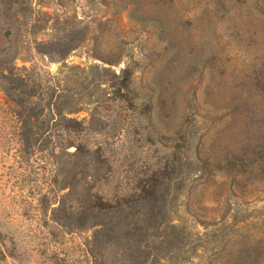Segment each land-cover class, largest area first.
<instances>
[{"label": "rangeland", "instance_id": "rangeland-1", "mask_svg": "<svg viewBox=\"0 0 264 264\" xmlns=\"http://www.w3.org/2000/svg\"><path fill=\"white\" fill-rule=\"evenodd\" d=\"M27 4V18L12 28L0 16V56L16 49L13 65L34 68V78L50 86L44 101L51 94L53 103L72 101L76 111H56L80 127L47 138L43 122L52 114L45 108L27 149L20 109L0 88V264H132V255L147 256L133 264H220L235 259L242 235L262 244L255 264H264V0ZM87 28L86 40L63 60L39 54L58 51L71 39L65 34L81 39ZM126 64L131 91L121 98L102 69L117 73ZM95 68L100 75H91ZM153 185L173 225L193 239L211 237L190 241L189 263L154 248L147 222ZM141 189L137 224L90 208ZM110 219L122 239L95 245L98 224ZM232 222L238 227L222 236ZM135 224L148 229L149 249L136 252L126 239Z\"/></svg>", "mask_w": 264, "mask_h": 264}, {"label": "trees", "instance_id": "trees-1", "mask_svg": "<svg viewBox=\"0 0 264 264\" xmlns=\"http://www.w3.org/2000/svg\"><path fill=\"white\" fill-rule=\"evenodd\" d=\"M27 3L28 0H0V16L5 20L4 22L8 23L12 28V26H14L15 24L13 20H16V18L18 19L19 17H22L23 19L27 18ZM127 8H129V5L123 7L122 10H127ZM129 13H131V11L128 12V14ZM42 15L49 19L51 18V16L47 13H44ZM130 20L132 19L130 18ZM35 21L36 20L32 22ZM89 32L90 31L88 28L84 29V34L82 36L83 39H78L77 36L72 38L69 35L65 34V37H69L71 39H69L68 42L64 44H61L58 51H39L38 48V52L39 54L46 55L48 57H51L55 54L60 58L59 60H63L68 53L79 47L84 42V40H86L85 38L87 37V34ZM38 46H40L41 48L44 47V50H47L46 43H40L38 44ZM11 47L16 48V46ZM16 55L17 50L15 49V51H10L0 56V88L6 96L7 101L13 104L16 108L20 109L17 116L21 125L19 138L22 141V144H24L27 149L31 148L34 138L38 135L34 122L38 119L40 113H42L45 108H47V110L50 111L49 113L52 114L50 119H47L43 122L44 128L42 130H44V135H46L47 138H49V136H52L53 131L56 129H61L66 133L76 132L80 127V123L76 119L67 118L59 113L60 111L64 110L63 108H66L65 110L67 112L76 111V109H73L72 107L74 103L67 99H60L59 101L53 103V100L51 99L52 94L50 95V99L44 101L42 95L44 94V92H46L47 89H49L50 86L44 88V83L40 80V78H34V75H36L34 68L30 70L26 68H16L13 65V61L15 60ZM117 63L118 61H109V63L107 64L116 65ZM66 69H68L67 71L70 73H75L74 76L84 77V81L87 79V75H85L82 71L79 72L78 67H70ZM95 69V73H92L91 75H100L101 72H99L97 68ZM90 71H93V69ZM102 71L104 73V76L109 74V77L111 78L108 81L111 82L109 84V88H111L112 91L111 93L114 95H119L121 98L127 97L128 93L131 91V79L133 75L131 67L126 64L117 73L114 71H109L105 68H103ZM96 82L98 84L101 81L97 80ZM126 100L127 99H124V101ZM41 103L43 105H40ZM52 108L55 109L53 110ZM56 110H58L59 112ZM53 120L55 121L53 122ZM66 145L70 144L67 143ZM60 149L64 151L66 148L62 147ZM56 154L57 153H55V150L53 151L50 149L47 151V155L50 158L56 156ZM150 181L155 182L156 176H154L153 180L151 179ZM151 189L153 190V194L151 195L152 198L150 199L152 201V215L150 217H147V222L151 224V229L155 230L156 232V235H153V238L155 240H158V245L154 246V248L160 252H162L163 250H167V252L172 250L173 253L176 254L177 258H181V262L189 263L187 261L188 257L186 253L188 251L186 247L191 245L192 243H195L196 240H206L210 239L211 237L207 234H201L200 236L194 235L196 239H193L192 235L188 233L185 228L179 225H173L172 222L168 220L164 215L166 206L163 200V196H157V193H155L157 187L155 185H153ZM144 192L145 191H143V189H141L140 191H133V193L129 195L116 197L114 204L97 203L90 208L93 211L103 215V217H117L123 220H127L130 218L137 224V221H135L134 218V209L137 203H141V201L145 200V197L143 196ZM136 224L131 228L132 232H126L125 237L126 239H131L135 244L136 252L142 249L147 250L151 247L146 239L148 229L146 230L145 228L136 226ZM98 226L99 229L95 232L96 236L93 237L95 245L100 246L103 241L104 243H107L118 236L117 232L119 228L118 226L113 227L111 219L106 224L99 223ZM223 226H225V223L223 224ZM234 227H238V225L234 224L233 222L228 225L226 224L225 230L221 235L223 236L225 234V231ZM251 237L252 236L242 235L240 238H238V241L236 243L238 244V249L240 252L236 254L234 260L230 259L220 264H255L262 244H260L259 241H254L252 243V240H250ZM117 238L118 240L122 239L121 237L119 238V236ZM190 241L192 243H190ZM129 251L133 250L129 249ZM139 253L143 252L139 251ZM141 256L139 257L136 255H132V264L136 262L137 258H141V260H143V263H145L147 261V256ZM168 264H173L170 259H168Z\"/></svg>", "mask_w": 264, "mask_h": 264}]
</instances>
